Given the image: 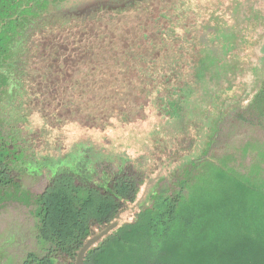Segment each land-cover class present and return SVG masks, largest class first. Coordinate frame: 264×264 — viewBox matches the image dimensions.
<instances>
[{"label": "trees", "instance_id": "1", "mask_svg": "<svg viewBox=\"0 0 264 264\" xmlns=\"http://www.w3.org/2000/svg\"><path fill=\"white\" fill-rule=\"evenodd\" d=\"M139 1L89 14L116 12ZM29 2L0 0V64L10 53L16 61L9 70L13 90L4 89L9 83H0V116L7 118L11 129L19 128L21 143L14 140L12 146H19L21 153L25 146L32 151L30 143L38 127L42 130L53 122L57 132L69 125L77 128V137L64 152L52 146L32 157L38 178L49 173L50 179L62 175L76 180L69 187L53 184L36 200L39 239L72 255L102 230L93 233V225L105 228L119 221L120 226L88 250L84 264H264V140L229 143L221 154L210 155L229 127L252 115L264 119V68L245 109L227 100L225 91L237 74V63L230 59L237 42L236 33L220 14L203 6L193 11L184 2L175 10L176 23L158 27V41L149 40L151 51H144L139 42L120 50L119 58L108 53L94 72L89 67L78 69L77 81L88 82L87 77L98 70L106 77L108 73L109 80L101 81L97 94L101 107L76 106V95L70 102L82 117L67 119L48 114L42 93L32 89L36 33L51 19L40 22L30 15L22 19L20 7L31 14ZM115 58L121 72L111 74ZM119 98L135 104L138 116L109 103ZM231 106L238 112L233 114ZM98 114L107 118L97 122ZM219 121L226 122L224 129ZM189 128L199 129L200 140L215 137L217 128L224 131L223 138L220 144H207L206 160L187 167V178L175 197L158 192L155 185L146 195L149 205L123 222L122 204L134 202L139 193L131 169L147 176L155 165L143 164L142 155L153 154L160 139L186 136ZM3 200L0 192V203ZM37 263L75 261L61 262L48 255Z\"/></svg>", "mask_w": 264, "mask_h": 264}, {"label": "rangeland", "instance_id": "2", "mask_svg": "<svg viewBox=\"0 0 264 264\" xmlns=\"http://www.w3.org/2000/svg\"><path fill=\"white\" fill-rule=\"evenodd\" d=\"M63 1L31 0V14H28L25 6L20 7L22 19H28L29 15L40 22L51 19L42 24V29L36 33L32 66L35 74L32 89L42 93L48 114L57 113L67 119L82 117L81 112L73 107L75 104L70 102L76 95V106L101 107L96 98L103 87L101 81L104 78L109 80V74L107 73V77L103 76L101 70H98L96 74L87 77L88 82H83L84 79L77 81L75 78L76 71L81 67L95 69L105 61L110 52L119 58V55H122L120 50L139 42L142 43L144 51H151L153 47L148 46L149 40L158 41V27L166 28L176 23L178 13L175 10H179L184 2L190 3L193 11L199 6L215 10L226 22L227 27L236 33L237 48L232 51L230 59L237 63V74L232 87L225 91L227 100L236 101L239 108L245 109L261 83L264 68V0H142L116 12L98 10L87 17L82 14L68 16L56 11ZM11 55L14 56L10 53L0 64V83H9V86L4 88L9 91L13 90L9 70L16 65ZM118 58L112 62L109 70L111 74L121 72V67L117 65ZM104 71L108 72L106 69ZM134 75L131 71L130 76ZM109 103L116 108L129 109L133 117L138 116L136 105L125 103L123 98L117 101L109 100ZM230 108H233V114L238 112L237 108ZM96 117L97 122L107 118L102 114ZM6 121L7 118L1 115L0 192L4 200L0 203V264H38V259H46L48 255L61 262L75 261L77 251L69 255L67 251L56 248L51 241L39 239L36 200L53 184L69 187L75 185L76 180L64 178L62 175L50 179L49 173H44L45 177L38 178L40 172L32 157L39 156L40 152L47 153L52 146L64 152L77 137V128L69 125L57 132L53 129V122L42 130L38 127L30 143V149L35 151L32 152L28 149L29 146H25L24 152L21 153L19 146H12V141L22 140L21 133H18L19 128L15 126L11 129ZM225 123L217 122L220 129H224ZM220 129L215 130V137L200 140L199 129L189 128L186 136L170 141L160 139L153 154H150V151H147L146 155L143 154V164L153 162L155 168L151 167L147 176L141 170L131 169L130 175L139 186V193L134 202L122 204L120 219L123 222L131 221L141 208L148 206L150 199L146 198V195L155 185L158 192H166L175 197L181 183L187 178V167L193 166L198 159H207L203 155L207 144H220L224 133ZM247 139L264 140L263 118L252 115L229 127L226 138L220 145L213 147L210 155L221 154L229 143ZM103 226L93 225V233L103 229ZM30 254H35L38 259L29 257Z\"/></svg>", "mask_w": 264, "mask_h": 264}, {"label": "water", "instance_id": "3", "mask_svg": "<svg viewBox=\"0 0 264 264\" xmlns=\"http://www.w3.org/2000/svg\"><path fill=\"white\" fill-rule=\"evenodd\" d=\"M133 1L134 0H64L61 2L62 4L58 6L56 11H60V13L67 15H87L91 11L100 8L125 7L127 4H130ZM121 224L122 222L113 221L101 231L87 239V241L77 252L75 264H84V258L88 250Z\"/></svg>", "mask_w": 264, "mask_h": 264}]
</instances>
